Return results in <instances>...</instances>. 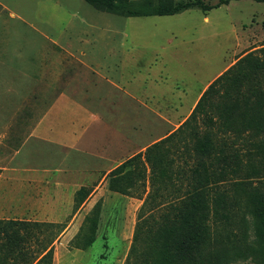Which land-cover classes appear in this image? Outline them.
I'll list each match as a JSON object with an SVG mask.
<instances>
[{"label": "rangeland", "instance_id": "1", "mask_svg": "<svg viewBox=\"0 0 264 264\" xmlns=\"http://www.w3.org/2000/svg\"><path fill=\"white\" fill-rule=\"evenodd\" d=\"M220 1L174 0L192 8L128 17L87 0H0V220L57 225L37 232L28 253L52 241L51 264H126L143 200L126 191L130 177L115 181L113 166L83 148L98 152L108 137L123 160L143 151L186 121L202 85L200 94L264 46V3L201 9ZM117 85L139 99L151 93L139 102ZM62 97L70 109H54ZM58 122L75 147L53 142ZM88 136L97 143L82 148ZM13 255L0 252V264H13Z\"/></svg>", "mask_w": 264, "mask_h": 264}, {"label": "trees", "instance_id": "2", "mask_svg": "<svg viewBox=\"0 0 264 264\" xmlns=\"http://www.w3.org/2000/svg\"><path fill=\"white\" fill-rule=\"evenodd\" d=\"M153 1L87 0L128 17L172 16L192 8L156 0L152 9ZM111 176L115 181L130 177L126 191L143 200L126 264H229L248 257L264 264V46L217 77L176 131ZM85 194L81 188L77 196ZM56 227L0 220V252H14L13 264H51L52 241L39 245L35 254L26 246L37 232Z\"/></svg>", "mask_w": 264, "mask_h": 264}, {"label": "crops", "instance_id": "3", "mask_svg": "<svg viewBox=\"0 0 264 264\" xmlns=\"http://www.w3.org/2000/svg\"><path fill=\"white\" fill-rule=\"evenodd\" d=\"M174 35V34H173ZM261 48V47H260ZM255 49H258V48H254L253 50H255ZM124 61H125V59H124ZM127 61V60H126ZM151 67H149L148 68V70L150 69ZM230 68V67H229ZM147 70V71H148ZM146 71V70H145ZM124 72V71H123ZM125 74V72L122 74V79H124V77H123V75ZM143 76H144V74H143ZM144 78H145V76H144ZM121 79V80H122ZM146 79V78H145ZM145 83H146V81H145ZM147 84V83H146ZM153 85H155V84H153ZM156 86V85H155ZM209 86V85H208ZM117 87H118V85H117ZM202 87H203V85L201 86V88L200 89H198V91L196 92V95L194 96V97H192V100H195L196 99V97L198 96V99L196 100V102H195V104H194V106H193V109L195 108V106H196V104L198 103V101H199V99L201 98V96H202V94H200L201 93V90H202ZM118 88H120L121 90H124L126 93H128L129 95H131V97L133 96L134 97V99H136L137 101H139V102H144V101H147V98H148V95L151 93V91L150 90H147L146 92L147 93H145V96L142 98V99H139L138 98V96H136L135 94H134V91L133 90H131V88H127V87H122V86H120V87H118ZM191 88V87H190ZM157 89H158V91L160 90V92H161V88H159V87H157ZM189 91H190V93H191V90L189 89ZM199 94H200V96H199ZM145 103V102H144ZM72 102L71 101H69L68 99H66V98H59V100L57 101V103H56V105H55V107H54V109H56V110H63V109H70L71 107H72ZM193 111V110H192ZM95 122H97L98 123V125H100L99 124V122H101V120H100V118H96L95 119ZM55 122L53 121V124H54ZM56 126H57V128L56 129H53V142H56V143H62V144H64V145H69V146H71V147H75L76 145H73V144H71L73 141H74V139L71 137V135L68 133V129H67V125L63 122V123H59L58 122V124H56ZM101 126V125H100ZM173 133V132H172ZM171 134V133H170ZM169 134V135H170ZM169 135H167V136H169ZM166 136V137H167ZM107 137V136H106ZM165 137V138H166ZM99 138V137H98ZM108 138V137H107ZM105 138L104 140H102V141H98V144H99V150H98V152H91V151H89L88 149H85V148H83L81 145H83V144H86V143H95L97 140H96V137H94V136H88V137H84V139L82 138L80 141H79V143L81 142V144H80V146L84 149V150H86L87 152H89V154H91V155H95L96 157H98L99 159H101V160H104V161H106L108 164H111L113 167V169H110L108 172H110V171H113L114 169H116L117 167H119L120 165H122L124 162H126L128 159H130V158H132L133 156H135V155H137V154H139V153H141V152H144L146 149H144L143 151H141V152H139V153H137V154H134L133 156H131L130 158H127V159H122L123 158V153H122V149H121V147H120V145L118 144V142H114V141H116L114 138H113V140H111L110 141V139L108 138ZM164 139V138H163ZM160 140H162V139H160ZM159 140V141H160ZM113 141V142H112ZM74 143H77L76 141L74 142ZM97 143V142H96ZM156 143V142H155ZM154 144V143H153ZM152 144V145H153ZM63 184V183H62ZM64 185H62V187H63ZM142 203H143V201H142Z\"/></svg>", "mask_w": 264, "mask_h": 264}]
</instances>
